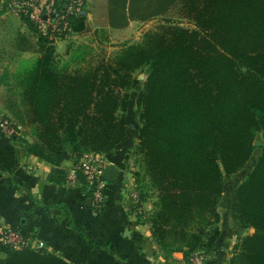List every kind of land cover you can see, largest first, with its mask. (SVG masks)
Listing matches in <instances>:
<instances>
[{
	"label": "trees",
	"instance_id": "trees-1",
	"mask_svg": "<svg viewBox=\"0 0 264 264\" xmlns=\"http://www.w3.org/2000/svg\"><path fill=\"white\" fill-rule=\"evenodd\" d=\"M171 7L192 27L167 19L96 64L84 45L60 63L54 40L21 16L36 34L38 56L13 74L19 102L9 110L30 126L33 139L22 142L51 164L53 183L66 182L65 160L108 153L136 136L134 184L142 202L152 198L146 219L165 256L214 249L225 178L243 168L260 137V154L231 200L236 224L253 232L238 238L227 264H264V0H121V28L165 17ZM87 30L86 15L69 18V33ZM136 70L146 78L133 97ZM0 264L71 263L0 241Z\"/></svg>",
	"mask_w": 264,
	"mask_h": 264
},
{
	"label": "crops",
	"instance_id": "crops-1",
	"mask_svg": "<svg viewBox=\"0 0 264 264\" xmlns=\"http://www.w3.org/2000/svg\"><path fill=\"white\" fill-rule=\"evenodd\" d=\"M65 3L66 0H41L42 5L53 8H64ZM4 5L6 1L0 0V27L8 28L11 18L26 29L20 35L23 41L19 37L17 45L13 43L14 49L21 53L15 60L17 69L21 63L38 56L36 34L14 12L3 8ZM84 5L88 30L68 33L53 41L60 63L68 61L75 47H79L75 45V38L88 36L93 40L92 45L99 44L97 41L104 38L120 37L132 23L145 22L129 20L121 28V0H84ZM173 9L171 7L164 16ZM3 71L4 68L0 71V117H13L9 96L14 84H8V80L12 83L16 70L4 74ZM4 76L6 82L2 79ZM32 139L30 133L21 131L10 136L0 130V227L19 232L26 246L52 252L71 264H176L184 258L181 252L163 255L151 235L147 219H138L133 212L128 194L130 185L134 184L128 159L133 137L112 151L102 153L107 165L116 167L118 174L104 187L99 207L92 203L88 206L89 196L79 187L48 179L51 164L28 153L22 142ZM74 163L73 159L65 160L61 167L66 171ZM231 199L218 208L221 232L214 249L205 254V264H227L238 238L253 232L252 228L236 224ZM142 208L147 217L152 210V200L143 201Z\"/></svg>",
	"mask_w": 264,
	"mask_h": 264
},
{
	"label": "built area",
	"instance_id": "built-area-1",
	"mask_svg": "<svg viewBox=\"0 0 264 264\" xmlns=\"http://www.w3.org/2000/svg\"><path fill=\"white\" fill-rule=\"evenodd\" d=\"M7 8L17 16L26 17L34 25L38 33L47 35L55 40L63 38L69 33V18L86 15L84 0H66L64 8H53L49 5H42L41 0H4ZM0 130L7 135L13 136L19 133L18 124L7 116L0 117ZM107 165V161L101 153L84 152L78 161L66 170V184L70 186H81V175L90 188L89 198L95 207H99L103 198V190L107 181L102 178V172ZM86 194V192H85ZM133 206V212L147 218L142 201L139 198L135 184L130 185L128 191ZM0 241L15 249L27 245L24 237L11 228L0 227ZM205 254L201 250H196L188 258H183L176 264H205Z\"/></svg>",
	"mask_w": 264,
	"mask_h": 264
},
{
	"label": "rangeland",
	"instance_id": "rangeland-1",
	"mask_svg": "<svg viewBox=\"0 0 264 264\" xmlns=\"http://www.w3.org/2000/svg\"><path fill=\"white\" fill-rule=\"evenodd\" d=\"M167 19L173 22L174 21L178 22L185 27H192L190 19L180 16L179 12L177 11V8L175 7L172 11L166 14L165 17L150 19L143 23L140 22L132 23L129 27H127L124 30V32H121L120 37H116V38L113 37L112 39L104 38V41L101 42L97 41L99 44L95 43L94 45H92L91 43H93V40L88 38V36H83L74 39L76 41L75 45L77 44L79 46L81 45L86 46V48L83 51H85L84 54L86 56V59L91 61L92 64H96L99 62L108 63L112 61L115 52L118 51L120 47L126 44H134V43L142 42L146 33L155 30L161 23L165 22ZM8 21H9L8 28L7 27L4 28V25L0 27V71H2V69L4 68L5 71H8L9 73L10 71L16 70L15 60L21 56V53H18L14 49L13 43L17 45L18 38L20 37L22 32L25 31L26 29H23V26L21 24H19L17 21L11 18ZM110 40H112V42H110ZM77 49L79 48L75 47L74 50ZM5 71H3V74L6 73ZM134 74L137 76L138 83L134 86V88L130 92L133 97H135L140 92V90H142L143 82L146 78V74L142 70H136ZM8 84H13V81L11 83L10 80H8ZM12 89L14 91L9 96V99H11L10 100L11 103L13 102L17 104L19 102L18 90L16 89V87L11 88V90ZM10 118L13 119L20 127L19 132L22 131L23 134H28V133L32 134L30 126L21 125L20 123L17 122V120L14 117H10ZM132 118L134 119V121L139 122L138 114L134 106H133ZM136 143H137V139L136 136H134L130 142V147H129L130 156L128 158L130 162L129 167L131 168L132 171L133 180H134L133 173L139 169L137 164V159L139 156L135 153ZM255 143H261V145H263V142L260 139V137H257L254 144ZM255 146L257 147L253 150L249 160L245 163L243 168L240 169L238 172L225 178L226 185H225V191L222 195L223 201L221 200L222 201L221 205L222 203L230 202V198L232 197L235 190L234 188L246 176V174L251 170V168L255 164L260 154V149L258 148V146L260 145H255ZM149 199L152 200V198ZM221 205L219 207H221Z\"/></svg>",
	"mask_w": 264,
	"mask_h": 264
},
{
	"label": "water",
	"instance_id": "water-1",
	"mask_svg": "<svg viewBox=\"0 0 264 264\" xmlns=\"http://www.w3.org/2000/svg\"><path fill=\"white\" fill-rule=\"evenodd\" d=\"M133 124L130 123V126H132ZM255 145H260L261 143H255ZM118 174V170L116 167L112 166V165H106L104 167V170L102 172V178L104 180H106L107 182H113L116 178V175ZM87 205L90 206L91 205V199H87Z\"/></svg>",
	"mask_w": 264,
	"mask_h": 264
}]
</instances>
